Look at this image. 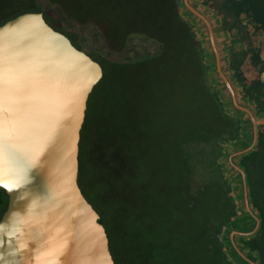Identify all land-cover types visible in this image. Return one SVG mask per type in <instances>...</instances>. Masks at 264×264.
Segmentation results:
<instances>
[{"label":"trees","instance_id":"obj_1","mask_svg":"<svg viewBox=\"0 0 264 264\" xmlns=\"http://www.w3.org/2000/svg\"><path fill=\"white\" fill-rule=\"evenodd\" d=\"M15 1L0 0V26L24 14L15 12ZM28 1L104 69L88 102L79 185L101 216L115 264H248L224 232L245 226L250 233L257 225L255 217L261 221L258 231L238 237L236 243L251 261L264 264V126L258 127L254 149L236 158L245 178L223 166L220 155L225 145L234 142V153L248 149L254 130L248 115L231 105L232 96L217 76L233 113L247 121L229 112L219 97L209 62L214 61V52L210 42L200 39L208 35L204 22L186 9L183 0ZM209 1L226 3L228 13L232 3L236 5L233 0ZM242 2L237 9L247 4L264 28V0ZM216 12L220 15V10ZM87 29L95 32L101 45L87 41ZM136 38L155 43L157 50L130 56L127 52L136 50ZM247 46L237 53L225 49L229 62L223 67L231 71L235 89L242 90V103L261 114L263 83L248 79L242 68L247 64L249 69H262L264 61L253 55L251 43ZM195 90L199 102L192 98ZM187 96L188 116L179 113L187 108ZM99 120L95 136L100 150L93 155L87 128ZM242 138L245 143L237 146ZM231 172L243 182L242 191L245 184L248 190L252 213H246L245 224L236 223L245 211L240 212L237 186L229 183L235 179ZM8 203L0 188V220Z\"/></svg>","mask_w":264,"mask_h":264},{"label":"water","instance_id":"obj_2","mask_svg":"<svg viewBox=\"0 0 264 264\" xmlns=\"http://www.w3.org/2000/svg\"><path fill=\"white\" fill-rule=\"evenodd\" d=\"M184 4L207 26L235 108L255 127L264 125L238 103L210 22L189 0ZM103 77L102 65L42 12L0 26V188L9 197L0 220V264H115L101 216L79 185L88 102ZM255 218L254 231L261 223Z\"/></svg>","mask_w":264,"mask_h":264},{"label":"flooded vegetation","instance_id":"obj_3","mask_svg":"<svg viewBox=\"0 0 264 264\" xmlns=\"http://www.w3.org/2000/svg\"><path fill=\"white\" fill-rule=\"evenodd\" d=\"M242 1L243 0H233V2H236V5L233 6L234 4L232 3V11L230 13H228L225 9L224 4H226V3H223L220 1H217V3L211 2L209 0L205 1V3L200 2V0H190L189 1L190 4L197 11H199L201 14H203L206 17V19L210 22V25H211L213 32H214V37L216 39V42L218 43L217 48H218V52L220 55V64H221L222 70H223L224 74L227 76V78L230 81V83L232 84V86L234 85V80L232 79V73L229 69H226L223 67V66H225L224 64H227L229 62V61H226L224 59L225 58V55H224L225 49H228L231 53H233V52L237 53L239 50L247 48L248 47L247 45L249 43H251V47L254 49L253 55L260 56L264 61V28H262L263 27L262 22L260 20L256 19V16L253 13V10L247 4L245 5V9L241 10L242 12L239 11V9H237V7H240L241 3H243ZM201 8H202V10H201ZM216 9L220 10V15L216 12ZM183 12H184V10H183ZM186 15L192 21L194 20V17H192V15L195 16L194 14L190 15V14L186 13ZM223 16H227L228 18L224 19ZM226 26H228L227 27L228 29H226ZM200 39H201V41H204V42L208 41L211 44V38H210L209 32H208V35H201ZM211 47H212V45H211ZM213 52H214V50H213ZM226 55H228V57L231 56V55H229V53ZM209 62L214 67L211 70L212 80L214 81V79H216L218 81L217 76L220 77V75H219L218 70H217V61H216L215 53H214V61L209 60ZM251 62H253V64L255 63L252 58H251ZM263 73H264V68L259 71V76H258L259 79H257L258 81L263 83L262 87H264V79H262ZM214 85H215L218 93H219V91H223L221 84L217 85L214 81ZM234 90H235V88H234ZM235 91H236V96H238L239 92L237 90H235ZM259 92H260V90H259ZM261 94H263V93L261 92ZM222 102L226 107L230 106V103L227 99H225V100L222 99ZM231 102H232L231 105L234 106L233 99L231 100ZM231 113H233V112H231ZM233 114L235 115V117L240 119L242 122L247 121V117L239 115L236 111ZM224 148L225 149L222 151V154L220 155V161H221V163H223V166L231 168L232 171L233 170L240 171L237 169L239 167L236 165V161H237L236 158L239 155H242L243 153H240V152L234 153L235 148H236V144L234 142H231L229 145H225ZM225 156H226V160L224 161L223 159L225 158ZM227 174L228 173H226V175ZM232 175L235 178V174L233 173ZM235 179H233L234 181L229 180L230 181L229 183L232 186L237 181ZM239 184H240V182H239ZM236 185H237V183H236ZM241 185L243 186V182L241 183ZM232 194L234 195L233 191H232ZM244 196H245L244 197V201H245L244 205L246 207L247 206L246 205L247 199H248V204L250 205L249 197H248V190H247L246 194L244 193ZM234 197L236 198V202L239 201L237 199V196L234 195ZM247 212H249V211L248 210L245 211L242 216L246 217L248 214ZM249 213H252V212H249ZM239 217L241 218L240 215H239ZM243 221L244 220L241 221L240 219H238V222L244 223ZM246 228L247 227L244 226L243 228H240L239 230L235 231L237 233L235 235H233L234 237L232 236V240L235 241V242L232 241V247L237 250L239 255H241L248 264H252L253 261H251V259L249 258V256L245 252V250L238 243H236V239L238 237H246V236L252 235L256 231H258L259 228L256 231H254L255 230L254 229L250 233L246 232ZM244 264H246V263H244Z\"/></svg>","mask_w":264,"mask_h":264},{"label":"rangeland","instance_id":"obj_4","mask_svg":"<svg viewBox=\"0 0 264 264\" xmlns=\"http://www.w3.org/2000/svg\"><path fill=\"white\" fill-rule=\"evenodd\" d=\"M40 1L42 2L43 0H40ZM183 4H184V0H183ZM12 5L15 8V12H19V13L35 12V9H36L35 4L34 3H29L28 0H20V1L16 0L15 2L12 3ZM184 13L186 14V10H184ZM10 15H11V13H10ZM84 34H85V38L87 39V41L90 44L91 43H94L93 45H97V46L101 45V39L95 34V32L92 29H87L84 32ZM213 35H214V32H213ZM214 40H215V43H216V46H217L218 43L216 42L215 37H214ZM133 43L136 46V50L135 51H132V49H131V51H128L127 53L130 56L140 55V54H144L146 52H155L157 50V45L155 43L151 42V41H146V40H142V39L136 38V40H134ZM214 81H215V83L217 85H220L219 79H218V81L216 79H214ZM195 92L196 93H192V96H193L192 98H193L194 101H198L199 102L200 101L199 100V93H198L197 90H195ZM219 97L225 100L227 98L226 92L224 90L223 91H219ZM190 103H191V97L187 96L186 97V105H187V108L186 107H183L179 113L186 114L187 116L190 115V112H189V105H190ZM231 107H232L231 105L229 107H227L228 108V111L229 112H234V111H232L233 109ZM101 113H102V110H101ZM202 114H205V112L203 111ZM99 126H100V120L98 122H96V123H93L91 121L90 126L87 128V140L89 141V143H88V149L93 152V155H95L97 153L96 151H99L100 150L99 141L97 140V136H95V132H96L95 129H97V131H98ZM240 153H242V152H240ZM223 160L224 161L226 160V156H225V158ZM228 177H230L229 173H228ZM231 178H234V177L232 176ZM236 183H237V185L236 184H233V186H235V185L237 186L236 187L237 194L239 195L240 204L243 206V208L240 210V212L243 213L244 211H247V210L249 212H252V209H251L250 205L248 204V202L246 203V205H247L246 207L244 205L245 204V201H244V197L245 196L243 197V195H242L243 194V191H242L241 182L239 184V180L237 179ZM245 187L246 186H244V193L246 194L247 193V187L246 188ZM238 219H240L241 221L244 220V223H245V221L247 219H249V218H246L245 216H241V218H240L238 216V218L236 219L237 220L236 223H239L238 222ZM231 230H232V228H230L228 230H225V232H224V237L229 242L230 241L231 242L233 241L232 240V234L235 235L237 233V232H235V231H237V229H235L233 231H231ZM233 242H235V241H233Z\"/></svg>","mask_w":264,"mask_h":264},{"label":"crops","instance_id":"obj_5","mask_svg":"<svg viewBox=\"0 0 264 264\" xmlns=\"http://www.w3.org/2000/svg\"><path fill=\"white\" fill-rule=\"evenodd\" d=\"M247 58H249V62H250V66H252V64H253V62H251V56L250 57H247ZM261 58V57H260ZM253 59V58H252ZM262 59V58H261ZM246 62V63H249V62ZM254 61V60H253ZM246 65L247 64H245L244 66H243V68H242V71H244L245 72V75H246V77L248 78V79H251V80H257V79H259L258 78V76H259V71L261 70V68L259 67H257V68H251V69H249L248 67H246ZM249 65V64H248ZM257 66V65H256ZM264 68V67H263ZM262 68V69H263ZM262 79H264V73L262 74ZM233 88H235L234 87V85H233ZM236 90V89H235ZM241 91V92H240ZM236 92V91H235ZM239 92V93H238ZM237 93H238V96H236V99H237V101L239 102V104L240 105H242V106H244V107H246L242 102H243V100H242V95H243V92H242V90L241 89H239V91H238ZM235 107V106H234ZM246 108H248V107H246ZM249 110H251V112L253 113V115H254V117L257 119V120H263L264 121V118H262V117H264V112H261V114L259 113V111L258 110H255V109H250V108H248ZM247 114V113H246ZM261 116H260V115ZM248 115V114H247ZM248 117H249V115H248ZM249 119H250V117H249ZM250 121H251V119H250ZM252 125H253V123H252ZM260 126H264V125H259V126H254L253 125V130H254V140H253V143H252V145L251 146H249V148L248 149H245V150H242L241 152L244 154V153H247L248 151H250L251 149H254V147H255V145H256V143H257V141H258V127H260ZM257 133V134H256ZM243 139L245 140V138H242V141H241V143H238L237 144V146L238 145H241V144H244L245 143V141H243ZM244 142V143H243ZM242 175H243V178H245V174H244V172H242ZM245 186H246V184H245ZM246 188V187H245ZM247 202H248V200H247Z\"/></svg>","mask_w":264,"mask_h":264},{"label":"snow or ice","instance_id":"obj_6","mask_svg":"<svg viewBox=\"0 0 264 264\" xmlns=\"http://www.w3.org/2000/svg\"><path fill=\"white\" fill-rule=\"evenodd\" d=\"M0 95H2V89H0ZM0 130H2V121H0ZM0 159H2V151H0ZM7 187V185H4ZM9 191H12V189H9Z\"/></svg>","mask_w":264,"mask_h":264}]
</instances>
